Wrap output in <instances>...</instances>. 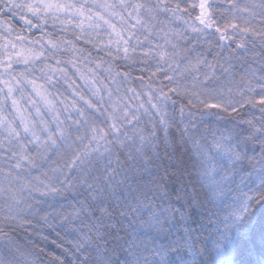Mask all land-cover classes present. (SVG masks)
Segmentation results:
<instances>
[{
	"label": "clouds",
	"instance_id": "1",
	"mask_svg": "<svg viewBox=\"0 0 264 264\" xmlns=\"http://www.w3.org/2000/svg\"><path fill=\"white\" fill-rule=\"evenodd\" d=\"M0 264H264V0H0Z\"/></svg>",
	"mask_w": 264,
	"mask_h": 264
}]
</instances>
